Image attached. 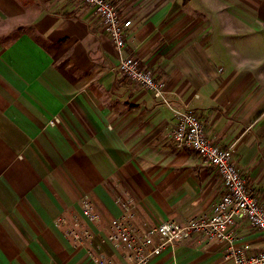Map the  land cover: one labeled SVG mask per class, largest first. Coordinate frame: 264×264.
I'll return each mask as SVG.
<instances>
[{
    "label": "crops",
    "instance_id": "1",
    "mask_svg": "<svg viewBox=\"0 0 264 264\" xmlns=\"http://www.w3.org/2000/svg\"><path fill=\"white\" fill-rule=\"evenodd\" d=\"M112 1L132 20L123 48L77 0H0V264H96L72 231L104 240L130 200L141 225L211 212L219 173L171 138L187 108L264 203V0ZM128 55L165 100L120 72ZM234 231L248 252L264 249L247 220ZM103 253L129 264L107 241ZM224 257L223 242L193 234L148 264Z\"/></svg>",
    "mask_w": 264,
    "mask_h": 264
},
{
    "label": "built area",
    "instance_id": "2",
    "mask_svg": "<svg viewBox=\"0 0 264 264\" xmlns=\"http://www.w3.org/2000/svg\"><path fill=\"white\" fill-rule=\"evenodd\" d=\"M77 1L94 9L114 44L119 48L126 46L132 20L122 16L114 1ZM119 70L129 81L150 91L155 98L165 100L164 82L143 67L134 55L122 58ZM222 70L219 68V71ZM58 122V117L50 121L51 124ZM171 138L178 147L193 150L219 173L225 190L213 204L211 212L190 214L183 223L170 219L153 226L141 225L134 219L130 200L123 203L122 216L112 222L104 240H96L89 229L72 231L75 240L87 248L88 256L96 264H118L114 258L103 253L105 241L120 251L129 264H148L166 248L174 249L193 234H199L205 239L219 240L225 244L224 259L228 264H264V249L248 252L247 246L238 243L239 238L234 231L236 223L247 220L264 237V203L250 190L246 177L234 160L232 149L221 147L207 136L200 115L192 108L177 111ZM84 213L90 220L97 221L98 215L87 201Z\"/></svg>",
    "mask_w": 264,
    "mask_h": 264
},
{
    "label": "trees",
    "instance_id": "3",
    "mask_svg": "<svg viewBox=\"0 0 264 264\" xmlns=\"http://www.w3.org/2000/svg\"><path fill=\"white\" fill-rule=\"evenodd\" d=\"M185 1H189V0H185Z\"/></svg>",
    "mask_w": 264,
    "mask_h": 264
}]
</instances>
